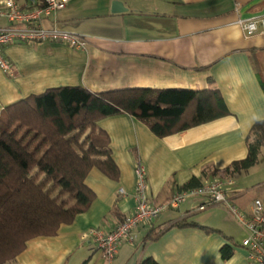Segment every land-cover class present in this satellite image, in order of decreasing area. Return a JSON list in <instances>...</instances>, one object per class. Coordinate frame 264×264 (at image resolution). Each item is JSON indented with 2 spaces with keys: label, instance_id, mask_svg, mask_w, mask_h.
<instances>
[{
  "label": "crops",
  "instance_id": "1",
  "mask_svg": "<svg viewBox=\"0 0 264 264\" xmlns=\"http://www.w3.org/2000/svg\"><path fill=\"white\" fill-rule=\"evenodd\" d=\"M15 1L25 10L32 6L31 0ZM122 1L128 10L113 12V0H70L42 18L46 28L86 36L84 49L61 42L5 46L13 74L0 67V115L13 103L60 86L94 92L217 89L231 113L166 136L127 112L102 118L119 177L94 167L86 180L96 194L90 208L58 234L29 240L4 264H140L146 258L159 264H255L228 208L199 209L207 201L201 196L165 208L138 228L136 241L123 242L111 263L88 235L92 228L112 230L134 212L138 162L146 166L154 205H167L193 177L203 183L233 179L232 200L247 215L256 199L264 203V146L256 165L226 171L247 157L252 129L264 121V29L247 36L240 23L264 18V0ZM11 25L0 16V28ZM224 246L233 249L229 259L222 256Z\"/></svg>",
  "mask_w": 264,
  "mask_h": 264
},
{
  "label": "trees",
  "instance_id": "2",
  "mask_svg": "<svg viewBox=\"0 0 264 264\" xmlns=\"http://www.w3.org/2000/svg\"><path fill=\"white\" fill-rule=\"evenodd\" d=\"M130 113L159 136L230 114L217 89L131 88L94 92L60 86L32 94L6 107L0 115V264L14 260L29 240L54 236L87 211L96 194L86 183L97 167L119 177L111 139L99 121ZM264 146V121H258L246 158L226 171L248 170ZM193 177L179 191L202 185ZM183 225V224H180ZM224 259L233 254L221 249ZM140 264H159L146 258Z\"/></svg>",
  "mask_w": 264,
  "mask_h": 264
},
{
  "label": "built area",
  "instance_id": "3",
  "mask_svg": "<svg viewBox=\"0 0 264 264\" xmlns=\"http://www.w3.org/2000/svg\"><path fill=\"white\" fill-rule=\"evenodd\" d=\"M70 0H31V8L23 9L15 0H5L0 5V16L7 17L12 25L0 28V67L8 74H13V67L4 54V47L17 43L61 42L74 48L84 49L88 39L82 34L49 29L41 24L44 16L67 6ZM247 36L262 33L264 18L240 21ZM137 186L135 211L127 216L112 230L92 228L88 235L96 246L103 251L107 262L111 263L119 254L123 242L136 241V230L157 219L165 208L177 209L190 197H205L207 201L199 206L206 209L212 204H221L228 208L234 219L242 228L241 246L249 252V258L255 264H264V203L261 199L253 202L251 214H246L232 200L231 186L233 179L216 178L202 185L187 190L177 191L167 205H154L148 199V178L145 164L139 162L136 166ZM126 194L125 189L120 190Z\"/></svg>",
  "mask_w": 264,
  "mask_h": 264
},
{
  "label": "water",
  "instance_id": "4",
  "mask_svg": "<svg viewBox=\"0 0 264 264\" xmlns=\"http://www.w3.org/2000/svg\"><path fill=\"white\" fill-rule=\"evenodd\" d=\"M128 8L125 6L122 0H113V12L126 11Z\"/></svg>",
  "mask_w": 264,
  "mask_h": 264
},
{
  "label": "rangeland",
  "instance_id": "5",
  "mask_svg": "<svg viewBox=\"0 0 264 264\" xmlns=\"http://www.w3.org/2000/svg\"><path fill=\"white\" fill-rule=\"evenodd\" d=\"M257 34H258V33H257ZM252 36H253V35H252ZM138 163H139V162H138ZM138 163H137V165H138ZM137 165H136V166H137ZM220 179H223V178H220ZM228 179H231V178H228ZM224 180H225V179H224ZM134 211H135V210H134ZM132 213H133V212H132ZM132 213H131V214H132ZM127 216H129V215H127ZM127 216H126V217H127ZM126 217H125V218H126ZM105 230H106V229H105Z\"/></svg>",
  "mask_w": 264,
  "mask_h": 264
}]
</instances>
